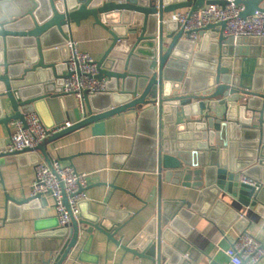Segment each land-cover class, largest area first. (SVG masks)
Listing matches in <instances>:
<instances>
[{
	"label": "water",
	"instance_id": "1",
	"mask_svg": "<svg viewBox=\"0 0 264 264\" xmlns=\"http://www.w3.org/2000/svg\"><path fill=\"white\" fill-rule=\"evenodd\" d=\"M235 2L243 7L242 18L264 11V0ZM210 4L226 3L0 0V125L10 134V122L24 125L29 111L44 127L65 120L72 124L34 149L8 154L1 144L0 183L1 167L14 158L39 151L37 162L51 166L46 143L88 126L94 135L103 134L102 122L126 111L136 113L138 127L132 156L156 174L146 201L155 204L156 216L128 244L116 238L126 218L84 213L83 201L78 215L57 230L66 241L53 264L66 260L83 233L80 255L88 252L94 232L150 264H198L203 254L188 239L195 215L238 233L246 230L250 212L264 216V37L234 41L222 35L221 22L198 31L201 42L195 47L175 22L163 19L166 13ZM89 18L109 36L108 49L96 61L97 75L107 85L104 92L85 96L81 112L60 88L66 70L64 28ZM240 174L257 181L256 186L240 183ZM169 184L194 194L163 199V186ZM5 200L6 208H25L42 198L29 195L18 201L5 195Z\"/></svg>",
	"mask_w": 264,
	"mask_h": 264
},
{
	"label": "crops",
	"instance_id": "2",
	"mask_svg": "<svg viewBox=\"0 0 264 264\" xmlns=\"http://www.w3.org/2000/svg\"><path fill=\"white\" fill-rule=\"evenodd\" d=\"M169 16L170 13H166L163 19ZM71 38L78 43L80 51L95 61L110 45L108 34L90 18L78 26L71 25ZM102 123L103 134L94 135L91 126L80 128L46 143L45 151L51 161L58 160L62 166L71 165L78 173L86 174V200L81 207L84 213L107 215L115 221L126 218L116 237L126 245L156 216L155 204L146 201L151 197L157 179L155 173L145 171L136 155L132 156L137 149L136 113L115 114ZM8 127L12 131L10 124ZM9 135L0 125V145L9 142ZM38 158L42 159L41 153L32 151L1 167L0 264H53L66 241L58 234L60 227H55L53 200L49 196L33 201L25 208L13 205L6 208L5 195L18 201L29 197ZM40 163L45 164L43 160ZM190 194L194 192L180 186H163V199L185 198L187 195L191 199ZM188 225L192 230L188 236L191 246L206 256L201 255L198 264L228 262L225 251L240 233L231 228L219 230L202 215H195ZM245 229L264 246V216L250 212ZM86 237L87 234L83 233L62 264H150L107 242L96 232L89 251L81 256L79 250ZM258 264H264V259Z\"/></svg>",
	"mask_w": 264,
	"mask_h": 264
},
{
	"label": "built area",
	"instance_id": "3",
	"mask_svg": "<svg viewBox=\"0 0 264 264\" xmlns=\"http://www.w3.org/2000/svg\"><path fill=\"white\" fill-rule=\"evenodd\" d=\"M219 4L203 5L197 9H183L170 13L167 21L175 22L177 29L183 32L182 38L198 47L200 38L198 31L208 25L224 22L222 35L227 38L249 39L264 37V11H255L252 16H240L243 7L235 0H220ZM66 49L65 77L61 81V92L71 95L78 111H83L85 96H93L106 90L107 81L98 77L96 61L87 53L79 50L78 43L71 38V26L65 25ZM12 126L9 142L5 145L4 153L23 152L34 149L48 136L63 132L72 124L69 120L52 127H44L38 114L29 111L21 121H11ZM51 166L37 163L34 166V177L30 186V196H49L53 200L55 216L60 228L67 226L71 217L79 213L80 204L86 200L85 189L87 181L85 173H78L71 165L62 166L58 160H52ZM239 182L255 187L257 181L240 174ZM63 194L67 198V205L63 203ZM228 262L225 264H241L246 260L248 264H258L264 259V248L246 231L240 232L230 247L225 251Z\"/></svg>",
	"mask_w": 264,
	"mask_h": 264
}]
</instances>
